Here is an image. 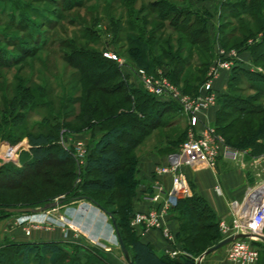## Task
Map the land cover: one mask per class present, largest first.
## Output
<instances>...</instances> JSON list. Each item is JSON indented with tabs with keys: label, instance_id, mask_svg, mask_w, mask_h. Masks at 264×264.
Segmentation results:
<instances>
[{
	"label": "rangeland",
	"instance_id": "obj_1",
	"mask_svg": "<svg viewBox=\"0 0 264 264\" xmlns=\"http://www.w3.org/2000/svg\"><path fill=\"white\" fill-rule=\"evenodd\" d=\"M114 25L119 26L118 30ZM132 37L150 47L155 66L150 71L144 70L150 74L161 71L191 98L198 95L211 66L218 60L215 46L227 52L239 51L241 56L248 52L242 63L245 75L225 72L229 77L228 96L224 98L227 106L219 113L214 127L221 130V134L217 133L229 147L245 151L251 158L264 156V0H0L1 185L22 181L15 171L33 161L31 135H51L55 140L51 158L25 168V175L40 172L58 177L61 168H55L58 165L55 154L61 148L78 157L82 151L87 156L91 153L103 134L102 126L111 115L105 114L101 106L92 121L83 122L87 103H93L96 98L122 99L130 92L128 87L134 88L129 74L133 72L131 69L139 68L136 59L140 52L132 44ZM105 52L117 55L123 65L113 60L121 78L105 83L104 87H114L121 81L125 86L117 96L108 97L96 90L92 95L94 99L88 100L92 86L80 77L76 66L81 56L96 57ZM215 92L219 104L220 94ZM162 106L167 111L162 114L164 125L185 117L177 106ZM133 107V102L124 103L121 110L114 111L113 120L126 123L132 119L134 127L139 128L141 119ZM241 110L255 115H241ZM172 127L171 132L159 130L160 137L187 134L185 123ZM66 138L67 143L63 141ZM17 153L18 161H10V154ZM135 155L133 152L126 161ZM85 167L86 164L81 166L74 159V165L64 168L75 172L73 189L81 195L92 196L118 217L121 215L120 221L129 223L124 229L131 236L130 206L126 199H119L124 193L123 182L113 194L81 192ZM48 179L43 175L31 177L21 189L0 191V208L36 206L49 199L61 198L62 201L65 197L62 189L50 186ZM105 214H100L96 232L88 233V240L80 234L77 241L64 243V256L57 264L75 260L87 264L92 257L99 264H129L119 246L111 217ZM12 215L18 218L12 230H21L26 237L31 236L34 228L43 226V216L38 224L32 225L28 220L32 214ZM3 216L6 214L0 213V218ZM127 242L130 245V237ZM15 244L8 240L0 242L4 264H51L48 258L38 256H30L28 262L23 263L20 248L14 247ZM95 256H99L100 261Z\"/></svg>",
	"mask_w": 264,
	"mask_h": 264
},
{
	"label": "trees",
	"instance_id": "obj_2",
	"mask_svg": "<svg viewBox=\"0 0 264 264\" xmlns=\"http://www.w3.org/2000/svg\"><path fill=\"white\" fill-rule=\"evenodd\" d=\"M114 26L115 29L118 30L119 26ZM130 40L140 52V55L136 59L138 67L140 69L150 71L152 68H154L155 63L150 56L149 45L141 41V39L139 38L132 37L130 38ZM258 46H260L261 48V45ZM81 57V61H79V64H77L76 68L80 74V77L88 81L92 86V91H89L87 95L88 100H91V98L94 99L92 95L96 90L100 93H104L108 97L117 96L118 94L122 93V90L125 86L124 82L122 81L120 84L114 85V87H104L105 83L113 82L116 79L121 78L120 70L115 61L104 57V55H99L96 57H87L86 55H84ZM233 73H243L245 75L242 63H240L232 70L231 75ZM230 81H232L231 77ZM128 90L130 92H127L126 97L122 99L104 101L103 99L101 100L96 98L93 102L95 104V109L91 107V104L93 103H90V101L89 103H87V113L83 117V122L89 123L90 121H92L93 115L99 111L101 106L104 108V113L111 116H109L107 122L102 126L103 134L87 157L86 167L83 171L84 179L80 184L81 192H97L99 194L116 193L120 184H122L123 182L122 180L124 179L123 171L129 165H131L132 159H128L130 161H126L128 156L133 154V152L138 148L143 139L147 135H149L153 129L163 124L162 114H165L167 111H164L162 105L177 106L174 103L159 101L155 97L145 93L142 89L136 88L135 86L132 89L128 87ZM226 96H228V94L220 96L219 113L227 106V99H224L227 98ZM126 102H130L131 104L133 102V109L136 112V115H139L141 119L139 122L140 126H138L139 128L134 127L135 123L132 119H130L126 123L113 120L114 111L121 110L123 108V104H126ZM243 111L240 113L241 115H255V113L245 114ZM78 118L79 117L77 115L76 119ZM218 120L219 118H217V123ZM231 128L232 127H229V130H231ZM219 130L220 129L217 128V132L221 134V130ZM185 139L183 140V142L185 141ZM54 140V137L45 134H41L39 136H29V142L31 146L30 152L33 161H31V163H29V165H27L26 167H22V169H18L17 171H15L18 176L20 175L22 179L21 182L15 185H12L10 183H3L2 185L0 184V191L5 192L9 189H21L23 188V184L31 177H38L41 175L48 176L49 179L47 183L50 186L62 189L61 191L65 195V197H63L64 199H62L63 205L85 199L92 201L94 204H98V206L104 212L111 215L112 219L118 226L122 239L124 240L126 247L128 248L135 264H197L195 258L200 257L208 249L222 241L219 226L214 221V216L211 209L203 198L194 194L192 198L180 201L177 207V209H183L184 211L182 236L180 238L182 248L186 252V255L183 256V261L181 263H174L168 258L160 259L150 246L143 243L135 236V234L133 235L134 232L131 234V236L126 233L124 225H129V223L127 222L125 224L120 221L119 218L121 215L118 217L116 212L107 211V207L99 201L95 200L92 196L81 195L82 193L75 192L76 190L73 189L72 185V180H74L75 178V172L74 170L64 169L72 163L74 165V159L71 153L65 148H61L59 152L55 154L58 164L55 168H61V171L58 173V177L50 176L48 173L41 174L40 172L34 173L32 175L24 174L25 168L32 167L35 164H43L51 158V147ZM49 166L53 165L49 164ZM119 181H121V183H119ZM53 201L54 199H49L48 201H45L40 205L29 207H43L44 205L52 203ZM5 209L6 208H0V213L12 215L5 212ZM127 236L131 238L130 245L127 242ZM11 246L13 245H10L9 247ZM15 246L16 248H20L19 253L22 257L23 263H27L30 256H38L42 258H48L51 261V264H57V262H59V260L63 258L65 251L64 243L62 244L56 242L16 243L14 247ZM95 258L100 261L99 256H95ZM94 260L95 259H93V257L88 259L87 264H99ZM4 263H6V260L4 257V253H2L0 257V264ZM68 264H80V262L75 260Z\"/></svg>",
	"mask_w": 264,
	"mask_h": 264
},
{
	"label": "crops",
	"instance_id": "obj_3",
	"mask_svg": "<svg viewBox=\"0 0 264 264\" xmlns=\"http://www.w3.org/2000/svg\"><path fill=\"white\" fill-rule=\"evenodd\" d=\"M214 48V54L217 56L218 47ZM247 53H242L240 56L241 63H243V58L246 59ZM226 74L224 72L221 79H218L214 84V88L220 96L228 93L229 77ZM219 111L220 106L211 109L205 115L204 121L211 126H216ZM184 123L188 127L187 119L180 117L171 125L162 124L153 129L134 151L136 155L132 159L131 165L123 171L124 179L122 181L125 188L119 199H126L130 205V222L137 213H146L153 209V204L147 202L146 198L151 194L155 182L154 171L159 166L167 165L168 157L177 151L186 138L185 133L176 137L171 134L160 137L159 130L164 129L165 132H171L172 125L176 128ZM248 157L250 156L246 154L238 161L219 157L215 169L205 166L183 169L194 194L206 201L218 226L221 223L231 224L233 222L234 209L244 202L250 188L261 179L254 163L257 157ZM161 181L166 188L171 187L169 176L162 177ZM218 187L221 189V193L217 192ZM60 199H55L53 202L60 201ZM88 201L78 200L62 204L46 212L30 215L31 219L28 220L32 221V225L38 224L37 222L44 217L43 226L34 228L30 237H26L21 230H12L13 222L18 220L14 217L15 215L3 216L0 218V242L8 240L16 243L56 242L63 244L77 241L80 234H83L81 237L85 236L84 238L88 240L86 237L88 233L94 235L96 232V222L101 218L100 214L106 215L99 206L95 204V207L91 201ZM33 217L37 219L32 220ZM183 221V209H176L171 213L168 226L174 237L172 244H168L159 230L144 231L140 228H133V232L138 239L150 246L160 259L168 258L174 263H181L183 256L186 255L180 243ZM167 249L178 251L180 254L176 257H169L166 255ZM228 250L229 246L223 247L202 259L200 264H230L227 259ZM199 258H195L196 262L199 261ZM257 264H264L263 244H260V258Z\"/></svg>",
	"mask_w": 264,
	"mask_h": 264
},
{
	"label": "built area",
	"instance_id": "obj_4",
	"mask_svg": "<svg viewBox=\"0 0 264 264\" xmlns=\"http://www.w3.org/2000/svg\"><path fill=\"white\" fill-rule=\"evenodd\" d=\"M218 55V60L211 66L198 95L194 98L186 96L161 71L150 74L144 69L135 68V70L131 69L133 72L129 74L132 76L131 83L136 88L142 89L159 101L177 105L188 123L185 141L175 153L168 157L167 165L159 166L154 171L155 182L151 194L146 198L147 202L153 204V209L146 213H137L131 221L133 228L161 231L168 244L174 241L168 226L171 213L177 209L180 201L192 198L194 195L183 169H195L201 166L215 169L219 157L238 161L248 154L226 145L216 128L204 121L206 113L219 106L218 95L214 88L215 82L223 72L230 73L241 63L239 51L227 52L219 49ZM104 57L118 61L120 66L123 65V61L112 52H105ZM63 141L67 143L68 139ZM68 151L81 166L86 164L80 160V158L87 160L85 151L81 150L80 157ZM254 163L261 179L250 188L244 202L234 209L233 222L221 223L219 226L222 240L241 234L247 236L228 245L227 259L230 264H257L260 258V244H264L262 240L264 237V156L256 158ZM164 176L171 178L169 189L161 181ZM79 182H81L80 179ZM216 190L221 193L219 187ZM27 235H30L29 231ZM179 254L178 251L166 250V255L169 257H176Z\"/></svg>",
	"mask_w": 264,
	"mask_h": 264
},
{
	"label": "water",
	"instance_id": "obj_5",
	"mask_svg": "<svg viewBox=\"0 0 264 264\" xmlns=\"http://www.w3.org/2000/svg\"><path fill=\"white\" fill-rule=\"evenodd\" d=\"M63 204V201H55V202H52V203H48L46 205H44L43 207H40V208H33V207H25V208H6L5 209V212L7 213H10V214H15V213H18V214H36V213H42V212H46V211H49L51 209H55L59 206H61ZM98 206V204H96ZM110 217L111 215L108 214ZM112 219V217H111ZM112 222H113V226H114V229H115V232H116V237H117V240H118V243H119V246L121 248V251L125 257V259L127 260V262L129 264H135L133 259H132V256L128 250V248L126 247V244L124 242V240L122 239V236L119 232V229H118V226L116 224V222L112 219ZM244 238H247L246 235H236V236H232L230 238H227L225 240H222L220 241L217 245L211 247L210 249H208L206 252H204L200 258H199V261L197 262V264H200L202 259H204L205 257H207L208 255H210L211 253L223 248V247H226L228 246L229 244H231L232 242H234L235 240L237 239H244ZM262 240L264 241V237H262Z\"/></svg>",
	"mask_w": 264,
	"mask_h": 264
},
{
	"label": "bare ground",
	"instance_id": "obj_6",
	"mask_svg": "<svg viewBox=\"0 0 264 264\" xmlns=\"http://www.w3.org/2000/svg\"><path fill=\"white\" fill-rule=\"evenodd\" d=\"M5 152H6V150H5ZM5 152L3 154H5ZM9 157L11 158L10 161H12V162H17L18 161V153L17 154H12V155L10 154Z\"/></svg>",
	"mask_w": 264,
	"mask_h": 264
}]
</instances>
